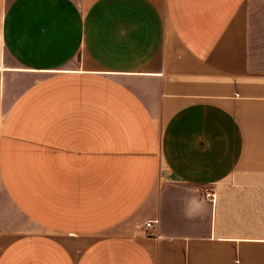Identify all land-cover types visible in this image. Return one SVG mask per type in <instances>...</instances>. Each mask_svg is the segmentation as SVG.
I'll use <instances>...</instances> for the list:
<instances>
[{
    "label": "crops",
    "instance_id": "1",
    "mask_svg": "<svg viewBox=\"0 0 264 264\" xmlns=\"http://www.w3.org/2000/svg\"><path fill=\"white\" fill-rule=\"evenodd\" d=\"M0 264H264V0H0Z\"/></svg>",
    "mask_w": 264,
    "mask_h": 264
},
{
    "label": "built area",
    "instance_id": "2",
    "mask_svg": "<svg viewBox=\"0 0 264 264\" xmlns=\"http://www.w3.org/2000/svg\"><path fill=\"white\" fill-rule=\"evenodd\" d=\"M207 196L210 197V198H212L213 200H215V195L214 194L209 193ZM143 227L147 231L152 230L153 227H154V222H152V221H146V222L143 223Z\"/></svg>",
    "mask_w": 264,
    "mask_h": 264
},
{
    "label": "rangeland",
    "instance_id": "3",
    "mask_svg": "<svg viewBox=\"0 0 264 264\" xmlns=\"http://www.w3.org/2000/svg\"><path fill=\"white\" fill-rule=\"evenodd\" d=\"M10 2H11V0H2V17H3V15H4V13H5L7 7L9 6ZM209 193L214 194L213 192H205V194H206L205 196H206L207 198H210V197L207 196ZM214 195H215V194H214ZM215 198H216V197H215ZM210 199H212V198H210Z\"/></svg>",
    "mask_w": 264,
    "mask_h": 264
}]
</instances>
